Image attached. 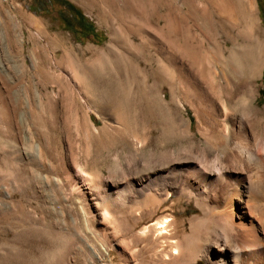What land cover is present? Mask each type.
Wrapping results in <instances>:
<instances>
[{
    "label": "rangeland",
    "instance_id": "rangeland-1",
    "mask_svg": "<svg viewBox=\"0 0 264 264\" xmlns=\"http://www.w3.org/2000/svg\"><path fill=\"white\" fill-rule=\"evenodd\" d=\"M69 1L92 22L93 36L72 31L67 19L73 13L55 0H0L1 264L6 259L74 264V255L80 264H91L77 244V232L83 234L86 220L101 231V215L89 195L67 185L55 155L63 154L84 176L109 177L127 161L132 142L144 143L147 132L153 146H189L190 139L175 127L181 113L174 104L164 108L159 91L168 95L170 88H181L189 101V82L209 80L214 52L226 76H232L256 49L238 31L252 19L264 29V0ZM70 45L93 46L100 56L90 58L77 49L66 55ZM77 62L94 70L95 92L79 77ZM257 82L256 104L263 106L264 70ZM106 96L113 101L108 110L101 104ZM78 100H85L86 119L75 106ZM182 113L194 126L193 110L186 106ZM35 134L49 140L52 150L45 161L50 167L35 157ZM110 258L124 264L115 253Z\"/></svg>",
    "mask_w": 264,
    "mask_h": 264
},
{
    "label": "bare ground",
    "instance_id": "bare-ground-1",
    "mask_svg": "<svg viewBox=\"0 0 264 264\" xmlns=\"http://www.w3.org/2000/svg\"><path fill=\"white\" fill-rule=\"evenodd\" d=\"M251 21L238 33L256 49L232 76H226L214 52L209 80L189 82V101L181 88L158 93L164 108L174 104L181 113L175 127L190 139L189 146L156 147L147 132L144 143L132 142L127 161L109 177L84 176L63 154L55 155L67 185L89 195L101 215V231L86 220L83 234L77 232V244L91 264H113L112 253L124 264H196L199 259L207 264H264V105L256 104L257 80L264 70V29ZM226 39L233 43L232 36ZM68 49L100 56L93 46L66 47V55L72 54ZM76 67L88 90L95 92L94 70L80 62ZM84 101L75 106L85 118ZM101 101L107 110L113 104L107 96ZM186 106L194 112V126L182 113ZM35 135V157L50 167L45 161L52 150L49 140ZM70 260L80 264L75 255Z\"/></svg>",
    "mask_w": 264,
    "mask_h": 264
},
{
    "label": "trees",
    "instance_id": "trees-1",
    "mask_svg": "<svg viewBox=\"0 0 264 264\" xmlns=\"http://www.w3.org/2000/svg\"><path fill=\"white\" fill-rule=\"evenodd\" d=\"M34 2L42 1L43 3L45 0H33ZM59 4L66 7L69 11L73 13V19H67V23L72 31H75L76 28L80 29L83 37L93 36L94 25L92 22L88 20V18L81 12L79 8H77L73 3L69 0H55ZM34 11H39V8L31 7ZM75 18V19H74Z\"/></svg>",
    "mask_w": 264,
    "mask_h": 264
},
{
    "label": "flooded vegetation",
    "instance_id": "flooded-vegetation-1",
    "mask_svg": "<svg viewBox=\"0 0 264 264\" xmlns=\"http://www.w3.org/2000/svg\"><path fill=\"white\" fill-rule=\"evenodd\" d=\"M69 20H72V19H69Z\"/></svg>",
    "mask_w": 264,
    "mask_h": 264
}]
</instances>
